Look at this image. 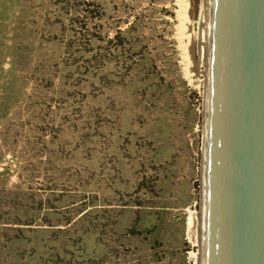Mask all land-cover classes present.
I'll return each instance as SVG.
<instances>
[{
	"label": "rangeland",
	"instance_id": "1",
	"mask_svg": "<svg viewBox=\"0 0 264 264\" xmlns=\"http://www.w3.org/2000/svg\"><path fill=\"white\" fill-rule=\"evenodd\" d=\"M201 11L0 0V264H197Z\"/></svg>",
	"mask_w": 264,
	"mask_h": 264
},
{
	"label": "water",
	"instance_id": "2",
	"mask_svg": "<svg viewBox=\"0 0 264 264\" xmlns=\"http://www.w3.org/2000/svg\"><path fill=\"white\" fill-rule=\"evenodd\" d=\"M201 264H264V0H210Z\"/></svg>",
	"mask_w": 264,
	"mask_h": 264
},
{
	"label": "bare ground",
	"instance_id": "3",
	"mask_svg": "<svg viewBox=\"0 0 264 264\" xmlns=\"http://www.w3.org/2000/svg\"><path fill=\"white\" fill-rule=\"evenodd\" d=\"M180 1L182 3V6L184 8V13H185V12H187V10H190V7L193 5L194 0H180ZM191 1H192V3H191ZM210 2H211L210 0H201V10H202L201 12H202L203 24H202V33H201V36L199 38V42H197V44L200 47V49H199L200 50V56H202V54H203V60H205V62H206V67H207V63H208V50H209L208 30H209ZM203 28H205V29H203ZM192 43H196V42L192 41ZM188 58H189V55H188ZM189 60H190V58H189ZM206 75H207V73H206ZM206 80H207V78H206ZM201 213L199 214V219H201L200 221H201V225H202L203 211ZM195 216H196V214H195ZM190 220H191L190 224H192L193 217H191ZM200 238L202 241V232H201ZM194 256H195V259L197 260V264H201V252L194 254L193 258H194Z\"/></svg>",
	"mask_w": 264,
	"mask_h": 264
}]
</instances>
